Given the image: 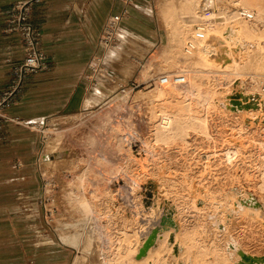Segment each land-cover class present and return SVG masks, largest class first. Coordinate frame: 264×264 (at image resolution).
Instances as JSON below:
<instances>
[{
    "label": "rangeland",
    "instance_id": "1",
    "mask_svg": "<svg viewBox=\"0 0 264 264\" xmlns=\"http://www.w3.org/2000/svg\"><path fill=\"white\" fill-rule=\"evenodd\" d=\"M146 10L154 20L147 23L157 34L154 45L121 30L103 65L88 72L93 96L86 108L57 114L39 128L38 171L54 185L49 223L38 207L40 227L56 243L68 244L70 264H234L235 244L261 260L256 254L264 253V212L230 217L227 207L236 196L248 207L264 208L261 152L251 141L264 127V110L253 102L235 118L224 114L220 99L264 102V40L262 50L228 44L236 31L228 16L246 11L237 0H147ZM194 14L197 22L190 21ZM245 21L264 29L255 18ZM198 27L206 31L198 33ZM214 31L223 32L222 42H211L216 51L208 59L197 46L189 52L192 39ZM175 75H184L187 84L159 83ZM187 92L199 115L215 119L210 136L191 130L156 142L161 112H176ZM226 145H242L243 162L231 168L210 155ZM170 219L180 224L172 240L181 252L166 245L136 261L138 248Z\"/></svg>",
    "mask_w": 264,
    "mask_h": 264
},
{
    "label": "crops",
    "instance_id": "2",
    "mask_svg": "<svg viewBox=\"0 0 264 264\" xmlns=\"http://www.w3.org/2000/svg\"><path fill=\"white\" fill-rule=\"evenodd\" d=\"M25 1L0 0V96L24 59L20 36L10 30L8 21L17 4ZM135 2L33 3L30 19L42 33L50 67L32 74L18 98L0 113V264H70L68 244L56 243L40 227L39 128L57 114L82 111L91 101L89 64L100 53L99 40L109 16L122 14L123 34L154 45L157 34L148 28L154 20L147 10L141 11L147 0ZM256 255L264 257V253Z\"/></svg>",
    "mask_w": 264,
    "mask_h": 264
},
{
    "label": "bare ground",
    "instance_id": "3",
    "mask_svg": "<svg viewBox=\"0 0 264 264\" xmlns=\"http://www.w3.org/2000/svg\"><path fill=\"white\" fill-rule=\"evenodd\" d=\"M237 2L239 4H241L246 9V11L228 16L229 18L227 20H231V21L234 20L235 21L234 26L236 25V29H235L236 31H232L231 34L228 35V39H227L228 44L233 45V47L235 46V44H239L240 47L245 49V51L249 50L252 47H258V48H261V50H262L263 40H264V29H263V31H259L257 29L258 26H262V25H258L256 27L253 23L245 21V19H246V17L250 18V19L255 18L256 19V25L257 24H263L264 25V0H237ZM249 13L251 15H249ZM199 17L197 16V14L196 15L194 14V16L190 19V21L191 22H197L199 20ZM198 28H200V30H201L203 27H198ZM200 30L199 31L197 30L198 33H202V30L206 31V29H204V28L201 31ZM208 33H210V32H208ZM222 33H223L222 31H214V32H211L210 34L201 35L200 36L201 38L200 39L198 38V40L192 39L193 42L191 43L189 52L192 54V49H196L198 47L199 50L200 49L203 50V54L205 55L204 58L208 59V55L213 54L216 51V48H215V50L213 49L212 51H210L212 49L211 48V42L214 43V41L215 42L217 41L218 44H220V42H222V41L219 39H220V37H222V35H223ZM221 61L227 62V59L223 58V59H221ZM186 81H187V79H186ZM169 83L173 84V85H177V84L173 83V81H169L167 84H161V85H162V87H166ZM253 95H255V94H253ZM182 96H183L182 98H184V100H183L184 102L183 101L178 102L177 105H179V106H178V109L176 112H174V113H168L166 111L161 112V114L159 116V121H158L159 123L156 127V133H155L156 142L169 143V141L174 140L178 137L183 138V136L185 134L189 133L191 130L196 132V133H199V134H205L207 136H210V133H209L210 132V121H212L214 118L212 117L213 119L209 121L208 117H203V116L199 115V113L197 112L198 109L197 110L194 109V104H193L194 98H193L192 92L184 93ZM238 98L231 100V96H227V97H223L222 99H220L222 101V103H220V104L222 106L224 114H228V115L230 114L232 117L241 118L240 115H241L242 109L244 110V108L252 109V107L255 106L256 108L258 107L259 109L264 110V102L260 103L259 100L257 102L256 98H254L253 100H251V98H249V99L248 98L247 99H245V98L241 99L240 97H238ZM210 102H211V100H210ZM252 103L254 104V106L251 105ZM195 107H197V106H195ZM212 114H210V115H212ZM232 117H230V118H232ZM222 123H223V121H222ZM233 123H234V121H233ZM227 124H229V123L227 122ZM218 127H219V125H218ZM259 127L260 126H258V129H260ZM212 129H214V128H212ZM260 130L264 132V127ZM260 130H258L256 132L257 136L256 135L253 136L252 135L253 133H251V135H252L251 141H252V145H254L255 148L259 149L258 152L259 153L261 152L260 156H259L260 157L259 164L261 167V169H260V176H261L260 188L262 191H264V161H263L264 155H262L263 154L262 151H264V139H263V136H260L261 134L259 135ZM213 132H212V134H213ZM254 132H255V130H254ZM215 144H217V143H215ZM241 146L242 145H239V146L238 145H226L225 149L222 150L220 154H219V152L214 151L210 155L212 157L214 156V157L218 158L219 160L223 161V164H225L227 167L232 168V166L237 165V163H239L240 160L243 162V159H244L243 157H245V156H244V151H243L244 149L241 148ZM246 160H248V159H246ZM244 162H245V160H244ZM245 166H246V164H245ZM227 196H228L227 198H231V196L228 195V193H227ZM236 198L237 197L234 196L233 199L236 201L233 203V205L231 204V207H229V209L227 207V210L229 212L228 216H230V217L240 216L242 213H246V212L248 214L258 215L260 213V211L264 212V208L262 206L259 207V204H257L258 206L256 208H253V207L251 208V207L247 206L248 203H246V201H241L239 199L237 200ZM219 208H221V207H219ZM224 209H226V208H224ZM152 210H154V209H152ZM218 216L219 215L217 214V217ZM166 228H169V229H166ZM180 228L181 227H180L179 223L175 224L174 220L170 219V220H168V223L162 225L160 227V229L154 230L151 233V235L149 236V238H147V240L145 239L146 240L145 244H143L141 247L138 248L137 254L135 252V254H136L135 256L137 258L136 261H141L143 259H147L146 257H148L152 252H154V251H156V250H158L161 247L166 246V245L169 246L171 252H173V250H174V252L176 251V255L178 253H180L181 247L177 244V242L175 240H172V239H174L173 238L174 234L179 233ZM231 248L234 251L233 255H235V257L237 258L236 261H232V262H234V264H264V257H262L261 260L254 259L250 255H247L246 253H244V251L237 244H235L233 246L231 245ZM230 257H232V256H230ZM232 260H233V258H232Z\"/></svg>",
    "mask_w": 264,
    "mask_h": 264
},
{
    "label": "built area",
    "instance_id": "4",
    "mask_svg": "<svg viewBox=\"0 0 264 264\" xmlns=\"http://www.w3.org/2000/svg\"><path fill=\"white\" fill-rule=\"evenodd\" d=\"M36 1L38 0H27L17 4L14 8V13L8 21L10 30L20 36L24 50V59L20 64L15 66L12 84L0 96V113L7 105L13 103L18 98L32 74L46 71L50 67L49 58L42 47V33L34 26L30 19L33 3ZM123 1L126 5H132L134 3V0ZM122 20V14L109 16L106 20L99 40V47L103 54L101 56L96 54L89 64L90 70L95 72L97 68L101 67L105 58L104 54L109 52L119 41ZM89 78L91 79L92 77ZM169 81H173L177 85L187 84L186 78L183 75H175L172 78L163 76L159 83L167 84ZM43 127L44 124L40 126V129H43ZM41 133L43 134V132ZM39 161L40 159L38 163ZM41 177L43 186L38 207L44 211L46 223H49L48 217L52 215L49 205L51 203V193L54 185L43 175Z\"/></svg>",
    "mask_w": 264,
    "mask_h": 264
}]
</instances>
